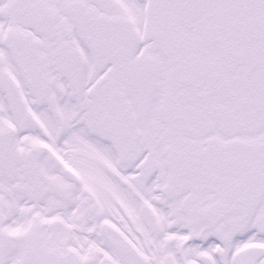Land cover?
Wrapping results in <instances>:
<instances>
[{
    "label": "snow or ice",
    "instance_id": "1",
    "mask_svg": "<svg viewBox=\"0 0 264 264\" xmlns=\"http://www.w3.org/2000/svg\"><path fill=\"white\" fill-rule=\"evenodd\" d=\"M0 264H264V0H0Z\"/></svg>",
    "mask_w": 264,
    "mask_h": 264
}]
</instances>
